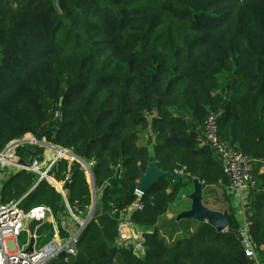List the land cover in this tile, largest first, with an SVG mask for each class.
I'll use <instances>...</instances> for the list:
<instances>
[{
	"label": "trees",
	"instance_id": "trees-1",
	"mask_svg": "<svg viewBox=\"0 0 264 264\" xmlns=\"http://www.w3.org/2000/svg\"><path fill=\"white\" fill-rule=\"evenodd\" d=\"M54 1H0V154L43 131L45 142L81 159L61 158L49 170L65 182L64 193L36 171L0 167V199L22 198L26 211L48 205L55 218L69 206L86 218L95 186L101 208L80 233L77 253L48 264H257L239 238L230 176L206 142L212 111L222 140L255 160L246 215L264 264V0H60L61 11ZM44 154L40 144L16 147L29 165ZM151 160L171 175L130 215L145 238L138 256L116 239ZM190 177L225 191L228 228L199 222L168 241L159 219L181 196L190 207ZM52 237L50 223L38 229L40 245Z\"/></svg>",
	"mask_w": 264,
	"mask_h": 264
},
{
	"label": "built area",
	"instance_id": "built-area-1",
	"mask_svg": "<svg viewBox=\"0 0 264 264\" xmlns=\"http://www.w3.org/2000/svg\"><path fill=\"white\" fill-rule=\"evenodd\" d=\"M59 1L60 0H55L54 2L57 10L61 11ZM218 119V112L212 111L209 113L204 123L206 142L215 150L216 157L221 160L224 170L230 176L232 197L235 203H238L239 211L242 213V218H240L242 222L240 235L242 236L243 242L246 246L247 255L254 258L257 261V264H259L255 245L249 233V226L251 222L246 215L250 192L256 186L253 173L255 160L237 149L235 146H231L222 140L219 135ZM34 138V140H36L35 144L56 149V156L51 161V164L46 172H41L39 170L38 167L40 162L38 161H34L32 165H25L19 162H16V164L13 163V165L18 167L17 171L21 169L36 171L40 174L39 180L43 178L48 179L51 177L48 172L57 160L61 158L69 160L78 158L81 160L72 152L71 149L47 143L44 139L38 141L35 135ZM15 141L7 145L5 150L2 152L4 155L0 158V161L8 164L11 163L7 157H9V155L11 157V154H9L10 151H13L14 155H16V147L19 144L14 143ZM83 165L87 168L89 180L94 186L93 173L90 166L84 161ZM3 177H6L5 173H3L0 177V188L2 186ZM64 183L65 182H62V184ZM57 184L59 185L58 182ZM59 187L61 188L59 191L63 192V186L59 185ZM94 194H96L95 186L93 187V202L89 207V212L86 218L80 217L69 206L67 207L66 212L59 215L58 218H55L52 208L48 205H38L26 211L21 206L22 198L13 199L9 202H3L0 199V264H48L53 258H56L64 251L68 254L75 255L77 253V241L79 235L85 227L89 215L93 216L95 213L96 206L94 204ZM136 194L138 196L136 202L127 208V210L119 218L116 244L118 247L132 248L136 255L141 256L144 255L146 251L145 238L143 232L130 221L131 213L135 209L143 207L140 202V198L143 193L136 189ZM34 219L42 220L43 224L37 226L36 244L34 250L32 252H27L26 248L30 242L28 225L29 222ZM46 223H50L52 225L53 237L47 243L38 246V229ZM63 232H66L67 235L64 236ZM24 234L27 235V240L22 245L20 243V238Z\"/></svg>",
	"mask_w": 264,
	"mask_h": 264
},
{
	"label": "water",
	"instance_id": "water-1",
	"mask_svg": "<svg viewBox=\"0 0 264 264\" xmlns=\"http://www.w3.org/2000/svg\"><path fill=\"white\" fill-rule=\"evenodd\" d=\"M226 108V106H225ZM45 132H39L36 134V139L41 141L44 139ZM27 140L22 138L21 140H17L14 143L20 144L25 143ZM36 141V140H33ZM29 142V140L27 141ZM4 153L0 154V158H2ZM47 174V173H45ZM44 174V175H45ZM171 172L161 170L156 160H151L146 169L141 171L140 180L137 183L136 189L143 194L149 191L156 182L164 176H170ZM119 173H117L110 181H114L118 178ZM193 181V191L188 195L190 199V207L186 210H183L181 213L178 214L177 220L182 219H191L197 220L198 222H208L212 224L218 231H224L228 228V221L225 216V213L221 210L213 209L207 206L204 203V185L202 178L200 177H190ZM48 180L55 185L58 189L61 190L57 182L54 178L49 177ZM94 204L96 206V194H94ZM101 208L100 206H96L95 213L100 214ZM92 217L89 215L88 219ZM43 224L42 220H31L28 225V230L30 234V242L28 247L26 248L27 252H32L35 248L36 244V232L37 226ZM239 234L240 240H243L242 236Z\"/></svg>",
	"mask_w": 264,
	"mask_h": 264
},
{
	"label": "rangeland",
	"instance_id": "rangeland-1",
	"mask_svg": "<svg viewBox=\"0 0 264 264\" xmlns=\"http://www.w3.org/2000/svg\"><path fill=\"white\" fill-rule=\"evenodd\" d=\"M147 136H149V138L145 137L143 139V143L144 142L147 143L148 140H150V135H147ZM24 138L27 141L29 140V142L26 141L25 143L35 144V141H33L35 139L34 135L27 134ZM9 154H11V157L9 155V157L7 158L9 159L11 163L8 164V163L0 161V167L2 168L3 172L11 173V172L17 171L18 167L13 165V163L16 164V162H19L25 165L29 164L25 161L20 160L19 157L14 155L13 151H10ZM55 156H56V149L45 147L44 159L42 162L39 163V167H38L39 170L41 172H46L51 164V161L54 159ZM59 185L63 186L62 183H59ZM187 191H190V189H188ZM231 192L229 193V195L231 194ZM188 202H189L188 198H185V197L183 198L181 196L179 199H176V201L172 203L169 208V213L172 214V218H170V216L167 213L166 215L162 216L159 219V222L157 225L159 228V231L166 239H168V241H171L172 239H175L179 236L185 235L187 232H189L190 230L189 227L193 228V225L197 226V223H199L197 220H191V219L177 220L178 214L181 213L184 209L186 210V208L188 207ZM225 202H226V195L223 189L216 187V186L211 187L208 191L204 189V203L207 204V206L213 209L221 210L225 208V205H226ZM236 206L238 207V203L236 204ZM180 210L181 212H179ZM238 218L239 219L242 218V213L240 211L238 213ZM26 240H27V235L24 234L20 238V243L23 245L26 242ZM40 244L41 243L38 241L37 245L39 246Z\"/></svg>",
	"mask_w": 264,
	"mask_h": 264
},
{
	"label": "crops",
	"instance_id": "crops-1",
	"mask_svg": "<svg viewBox=\"0 0 264 264\" xmlns=\"http://www.w3.org/2000/svg\"><path fill=\"white\" fill-rule=\"evenodd\" d=\"M228 192L229 193L231 192V187H229ZM238 213H239V211H238ZM238 213H237V215H238ZM168 215L170 216V218H172V214L171 213H168Z\"/></svg>",
	"mask_w": 264,
	"mask_h": 264
}]
</instances>
